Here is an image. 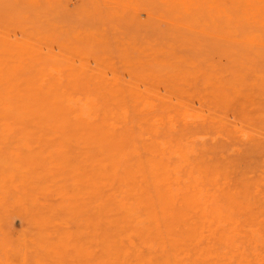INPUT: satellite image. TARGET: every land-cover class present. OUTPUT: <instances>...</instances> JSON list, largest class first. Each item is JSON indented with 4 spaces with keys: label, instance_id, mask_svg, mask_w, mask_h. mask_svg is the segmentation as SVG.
Masks as SVG:
<instances>
[{
    "label": "rangeland",
    "instance_id": "obj_1",
    "mask_svg": "<svg viewBox=\"0 0 264 264\" xmlns=\"http://www.w3.org/2000/svg\"><path fill=\"white\" fill-rule=\"evenodd\" d=\"M2 70L0 86L13 78L69 136L0 145V264H94L95 128L141 162L149 207L171 185L184 202L185 264H264V0H0Z\"/></svg>",
    "mask_w": 264,
    "mask_h": 264
},
{
    "label": "bare ground",
    "instance_id": "obj_2",
    "mask_svg": "<svg viewBox=\"0 0 264 264\" xmlns=\"http://www.w3.org/2000/svg\"><path fill=\"white\" fill-rule=\"evenodd\" d=\"M127 25L129 26V24ZM160 29L163 28L160 27L158 30ZM164 35L165 34H162L163 37ZM52 72H54V70ZM3 74L4 71L3 70L0 71V76ZM14 82L15 81L13 78L7 77L5 84L0 86V145L12 144L14 143V141L11 140L10 138H16V137L69 136V134L64 129H62L64 126L68 127V124H65L64 121L61 120L56 114H53L50 111L48 104L32 102L29 98H27V96H24L20 91H18L19 89L17 87L15 88ZM41 91L53 96L54 99H56L57 102L60 103V106L62 105L63 108L62 107L60 108L62 112H64V108H66L68 109V111H72L73 113H75L76 118L79 120L83 117V115L87 116V114L84 113V110L86 109L84 107L85 104L83 107H81L79 104L76 103V101L73 102L72 99L69 101L63 100L62 97H60L59 94L60 91L54 89L51 86L44 85L43 87H41ZM77 102H80V99L77 100ZM26 124L35 125L39 128V130L38 128L27 127ZM94 130L95 131L92 132L91 136L89 137L91 138V141L94 144L96 143L100 144L96 146V149L97 152L101 155L100 158L92 156V163H91V185H92V208H90L92 209L91 257L94 259V264H185L183 258L181 259L182 253H185V255L189 257L191 256V252L192 251L194 252L196 250V248L191 246L192 245L191 236L195 235L197 232L196 230L197 222L189 223V219H188L189 213L185 208L184 202H182L181 199L178 197V194H176L173 191L172 189L173 187L171 188L172 186L171 185L169 188V195L166 196L165 193V195L163 196L164 201L160 202L159 208L156 206L149 207L147 200L142 197L140 191L136 187V180H135L136 177L134 176L137 172H141L140 171L141 162L139 164H135V162L131 160L130 156L124 153L123 151L124 147L120 140L111 139L107 135H104L102 132H98L101 130V128H95ZM24 140L25 139H23V142L21 141L23 143L21 144L24 145L25 147L28 145V148L31 147L29 144L25 145V143L28 142ZM117 142L120 143V145L117 144ZM62 147L66 149V147L64 146ZM62 147L61 149L59 146L53 148L56 151H60L63 149ZM132 151H134V149H132ZM15 152L17 153V150ZM15 162L17 161H14L13 163ZM52 162H54V160ZM17 163L14 164V166L19 165ZM1 164L2 163H0V165ZM48 172H50V170ZM10 173H8V175H10ZM11 174H13V172ZM22 174H24V171L22 172ZM2 175H4V173L0 175L1 176L0 178H3ZM6 177L7 176L5 175L4 178ZM63 178L64 177H62V179ZM22 180L24 181V179ZM67 180L69 183V179ZM0 190L3 189H1L0 187ZM78 199L79 198H77L76 200ZM78 201H79L78 203L82 202L83 204V201H81L80 199ZM84 203L86 206V202ZM25 205L26 204H24L23 206L25 207ZM66 207L67 206H65V208ZM176 207H180V210H178ZM24 209H25L24 211H26V207ZM81 209L85 211L87 208L85 210L84 208ZM83 211L81 210V212ZM82 218L84 219L85 217ZM70 226H72V224ZM67 228H69V225H67ZM9 232L11 235V231ZM49 233L50 231L48 232V234ZM33 238L32 240H35ZM203 240H201V242ZM37 242L39 241L37 240ZM25 243L27 242H24V244ZM32 243L34 242L32 241ZM24 244L23 246L26 245ZM29 244L31 243L29 242ZM22 248L25 249L26 247H22ZM25 251L24 253L22 252L23 257L25 256ZM32 251L31 252L28 251V256L29 254L32 253ZM7 255L10 254L8 253ZM65 257L64 259H66ZM29 258L30 257H28V259Z\"/></svg>",
    "mask_w": 264,
    "mask_h": 264
}]
</instances>
